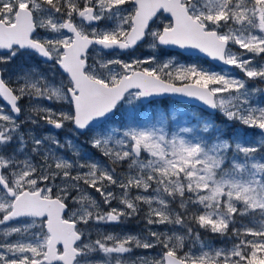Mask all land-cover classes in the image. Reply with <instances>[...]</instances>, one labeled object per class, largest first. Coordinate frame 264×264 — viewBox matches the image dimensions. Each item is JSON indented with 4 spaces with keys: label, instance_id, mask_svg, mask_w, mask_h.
I'll list each match as a JSON object with an SVG mask.
<instances>
[{
    "label": "snow or ice",
    "instance_id": "1",
    "mask_svg": "<svg viewBox=\"0 0 264 264\" xmlns=\"http://www.w3.org/2000/svg\"><path fill=\"white\" fill-rule=\"evenodd\" d=\"M168 49L220 70L159 60ZM250 80L264 84V0H0V264H264V88ZM167 94L239 128L170 133L143 111ZM131 220L140 233L115 231Z\"/></svg>",
    "mask_w": 264,
    "mask_h": 264
},
{
    "label": "rangeland",
    "instance_id": "2",
    "mask_svg": "<svg viewBox=\"0 0 264 264\" xmlns=\"http://www.w3.org/2000/svg\"><path fill=\"white\" fill-rule=\"evenodd\" d=\"M150 51L151 50L148 49L147 47H140V48H137V50L135 51V53L132 57L124 56L123 58L124 59L146 58L147 56H149ZM156 55H157L159 60L166 59L169 55H173V56H175V59L178 62L189 64L188 62L184 61L181 58V56H182L181 54L173 53V52H170L168 50H164L162 52H159ZM34 62H35L34 60H32L28 57H25L21 61H18L17 64L23 63L25 65H30ZM190 64H191V62H190ZM199 64H200V62H199ZM44 70L46 71L47 69L44 68ZM232 73L243 78V79H247L246 77L243 76V73L239 69L235 70ZM248 83L250 86L255 85L257 87L264 88V84H261L258 81H251L250 80V81H248ZM166 101H167L166 104H163L162 101L152 102V103L146 105L145 108L143 109V111L147 112L151 116L153 121L158 119V117L161 113H166L168 116V119H169V124L167 127H168V130L170 133L176 132L179 129V127H181V126H188V127L195 128L199 125V123H201L205 120L214 122L218 128L223 130V133L226 136L233 135L237 131V129L239 128V126H233L230 122H226L225 118L223 116H222V118H218L217 115H212V114L206 113V111H204L198 107H194V106H192V107L191 106H187V107H183V106L178 107L177 106L176 107V103H174V100L168 99ZM262 102H264V98H262ZM173 113L177 114L176 120L171 119V115ZM41 131L44 133H47L49 130L47 128H44L42 130H38V134ZM245 131L249 133L248 142H254L257 139V137L254 135V133L257 130L246 129ZM59 137L62 140L73 139L77 143L81 144L84 151H87L89 153H92V154H95L98 156V154L94 153V150H92L90 148V146L88 145L87 138H82L81 142H79L78 139L80 137H78V138L74 137L72 132H70V131L66 132L64 130H59ZM142 227H143L142 224L137 223L135 220H131V221H128L125 225L117 226L115 228V231L140 233ZM210 238L213 239L214 243H216L218 246L221 245V244H218L216 242V238H214V237H210Z\"/></svg>",
    "mask_w": 264,
    "mask_h": 264
},
{
    "label": "water",
    "instance_id": "3",
    "mask_svg": "<svg viewBox=\"0 0 264 264\" xmlns=\"http://www.w3.org/2000/svg\"><path fill=\"white\" fill-rule=\"evenodd\" d=\"M137 50V49H136ZM135 50V51H136ZM168 50H171V51H176V52H179L183 55H187V54H184L182 53V50H179V49H168ZM190 56V55H188ZM193 57H202V58H205L207 59L211 64L217 66V67H220L217 62H214V61H211L209 58L203 56V54H195V55H191ZM224 67H231V66H224ZM166 98H171L173 100H175L176 102L178 103H182L184 105H190V106H194V107H198L204 111H206L207 113L209 114H216L217 112L213 111L212 109L206 107L205 105L202 104V102L200 101H197L195 99H192V98H188V97H183V96H180V95H174V94H167V95H163V96H159V97H154L151 101H146L145 102V105H148L150 104L151 102L153 101H156V100H162V99H166Z\"/></svg>",
    "mask_w": 264,
    "mask_h": 264
},
{
    "label": "flooded vegetation",
    "instance_id": "4",
    "mask_svg": "<svg viewBox=\"0 0 264 264\" xmlns=\"http://www.w3.org/2000/svg\"><path fill=\"white\" fill-rule=\"evenodd\" d=\"M233 50L234 51H237V52H239L240 50L238 49V48H233ZM171 52V51H170ZM173 53H175V52H173ZM181 58L184 60V61H186V62H188L189 64H190V62L191 63H194L195 61H197V58H193L192 56H181ZM200 59H201V61H200V64H202L203 66H205L206 68H211V69H214V70H220V67H217V66H215V65H213V64H211L207 59H205V58H202V57H200ZM235 70H237L236 68H234V67H230V71L231 72H234ZM244 76V75H243ZM174 103H176V102H174ZM178 104V103H177ZM180 107H187L186 105H182V104H178ZM192 107V106H191ZM207 113V112H206ZM215 115H217L218 116V118H222V115L220 114V113H216ZM54 131H56V130H54ZM82 138H86V137H83V136H81L79 139H78V141L79 142H81V140H82ZM98 195V194H97Z\"/></svg>",
    "mask_w": 264,
    "mask_h": 264
},
{
    "label": "trees",
    "instance_id": "5",
    "mask_svg": "<svg viewBox=\"0 0 264 264\" xmlns=\"http://www.w3.org/2000/svg\"><path fill=\"white\" fill-rule=\"evenodd\" d=\"M201 61V59L200 58H197V61H195L194 63H198L199 64V62ZM163 104H166V101H163ZM179 107V105L176 103V107ZM215 238V237H214ZM216 242L218 243V244H223L224 242L223 241H221L220 239H218V238H216Z\"/></svg>",
    "mask_w": 264,
    "mask_h": 264
}]
</instances>
